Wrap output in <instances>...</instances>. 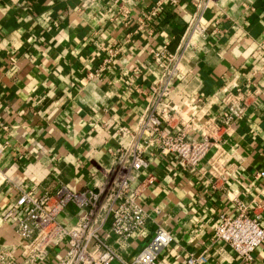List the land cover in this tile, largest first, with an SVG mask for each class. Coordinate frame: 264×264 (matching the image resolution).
Listing matches in <instances>:
<instances>
[{
    "label": "crops",
    "instance_id": "1",
    "mask_svg": "<svg viewBox=\"0 0 264 264\" xmlns=\"http://www.w3.org/2000/svg\"><path fill=\"white\" fill-rule=\"evenodd\" d=\"M154 1L0 0V171L8 178L0 183V241L15 239L2 216L18 187L53 186L59 176L81 189L112 165L108 148L128 139L117 130L137 122L160 76L152 51H175L194 10V0H179L141 23ZM204 22L213 31L187 51L170 99L216 117L213 93L223 85L246 77L264 84L254 74L264 65V0H213ZM109 50L118 52L105 67ZM224 149L219 179L208 160L181 169L172 157L154 159L140 176L147 239L160 224L173 234L161 254L167 264L201 252L204 264H264V243L244 261L211 237L235 196L258 204L264 224V178L255 177L264 170V100L224 135Z\"/></svg>",
    "mask_w": 264,
    "mask_h": 264
},
{
    "label": "built area",
    "instance_id": "2",
    "mask_svg": "<svg viewBox=\"0 0 264 264\" xmlns=\"http://www.w3.org/2000/svg\"><path fill=\"white\" fill-rule=\"evenodd\" d=\"M212 2L193 1V13L175 51L167 46L152 51L160 76L149 85L150 98L137 122L117 130L128 139L108 148L113 162L103 167L98 182L75 189L58 176L53 186L33 182L29 188H17L16 200L2 216L4 223L13 224L15 239L0 241V264H167L161 254L172 243L173 234L160 224L147 239L150 214L139 200L142 172L159 157L174 158L181 169L196 168L208 160L210 173L219 179L226 171L221 161L224 135H231L235 124L264 100V84L252 77L243 83L225 84L213 93L221 105L216 117L200 113L196 107L185 112L170 99L173 83L185 70L187 51L198 46V37L206 38L213 31L204 22ZM178 3L155 0L139 21L143 23ZM117 52L109 50L105 67ZM137 73L138 69L132 78H137ZM254 74L264 75V65ZM255 177L264 178V170ZM7 179L0 171V183ZM231 204L214 221L211 237L216 243L227 244L241 260L250 261L264 243L260 206L246 204L236 196ZM206 260L205 252L190 253L185 264H204Z\"/></svg>",
    "mask_w": 264,
    "mask_h": 264
}]
</instances>
